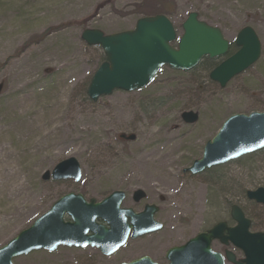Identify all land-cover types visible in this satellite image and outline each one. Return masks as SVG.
<instances>
[{
	"label": "rangeland",
	"instance_id": "374dc122",
	"mask_svg": "<svg viewBox=\"0 0 264 264\" xmlns=\"http://www.w3.org/2000/svg\"><path fill=\"white\" fill-rule=\"evenodd\" d=\"M158 3L168 6L164 14L178 37L193 11L231 44L244 26H252L262 44L260 59L224 88L209 78L211 69L203 63L189 71L164 66L140 90H117L91 101L87 88L104 61L103 50L88 45L83 30L133 29L141 10L160 8ZM185 111L198 112L199 120L185 123ZM252 111H264V0H0V129L9 128L0 134V247L57 201V181L42 176L70 157L79 161L82 189L91 196L117 188L118 175L129 169L145 179L152 197H170L174 190L150 177L177 185L182 204L166 217L186 238L218 221L234 225V203L251 219L252 231H264V205L243 194L264 187V152L176 182L230 115ZM63 121H70L67 136L57 127ZM122 133L136 139L122 140ZM224 248L243 257L231 245ZM70 254L76 252L62 256ZM14 264H57V250L34 251Z\"/></svg>",
	"mask_w": 264,
	"mask_h": 264
},
{
	"label": "water",
	"instance_id": "95a60500",
	"mask_svg": "<svg viewBox=\"0 0 264 264\" xmlns=\"http://www.w3.org/2000/svg\"><path fill=\"white\" fill-rule=\"evenodd\" d=\"M183 34L178 38L174 24L168 16L157 14L137 20L131 30L105 34L99 29H85L82 39L89 45H99L106 60L97 68L87 88L92 101L111 95L116 90L125 92L144 88L165 65L176 70H191L205 57L224 56L229 52L230 42L220 28L199 19L197 12H190L182 24ZM177 47L172 45L177 41ZM237 51L218 64L209 74L211 80L225 87L235 76L255 64L261 56V41L251 26L243 27L234 41ZM182 119L189 124L198 121L199 113L185 111ZM120 137L133 141L135 134H121ZM264 148V111L249 114L230 115L218 132L204 146L202 157L193 161L184 171L199 173L206 168L220 165ZM82 170L79 161L70 157L59 162L52 171H46L43 179L73 178L79 180ZM117 194V193H116ZM139 197L143 193L138 192ZM249 199L264 204V187L247 192ZM106 201L87 204L79 194H68L39 216L28 228L22 230L0 247V264H14L15 257L35 250L50 252L59 245L101 247L105 252L115 250L124 241L117 237L110 250H106L107 235L102 226L95 222L102 217ZM72 221H64L65 213ZM153 212L142 214L141 229L144 234L154 231L160 224H154ZM231 216L237 222L229 227L227 222H219L206 232H202L183 247L174 248L169 258L183 264H224L220 253L211 250L212 240L218 238L224 244L231 241L241 248L245 258L236 261L227 253V258L236 264H264V231L250 232L251 221L237 206L232 207ZM90 231L92 233L90 234ZM126 264H154L144 257Z\"/></svg>",
	"mask_w": 264,
	"mask_h": 264
},
{
	"label": "flooded vegetation",
	"instance_id": "af4514ba",
	"mask_svg": "<svg viewBox=\"0 0 264 264\" xmlns=\"http://www.w3.org/2000/svg\"><path fill=\"white\" fill-rule=\"evenodd\" d=\"M137 163L127 164L124 162V165L129 167L141 166L139 162ZM118 166H120V164H118ZM187 167L181 170V174L177 177V183L180 182L179 177L181 176L190 175L191 177H202L207 170L217 166L204 169L199 173L184 171ZM126 172V174L118 175L121 184L117 188L99 197L91 196L82 189V176L79 180L73 178H58L54 180L57 181V201L68 194L81 195L87 204H91L92 201L94 204L106 201L102 217H97L95 220L96 224L102 226L106 232V250H110L112 243L115 242L114 239L117 237L125 238L121 245L111 252H105L101 247L92 245H87L85 247L59 245L57 247V264H126L141 260L144 257L149 258L154 264H183L182 261L173 263L168 256L170 250L183 247L190 239L213 226L200 230L193 236L186 238V233L182 231V228L169 223L166 217L167 214L172 212V209L177 210L182 204L177 196L179 187L177 185H170L169 182L171 181L161 179V176L150 177L153 178V181L159 183L160 188H173L174 190V195L170 197L160 194L152 197L148 190L149 188L143 184L145 179L142 180L139 175L135 174L137 173L136 169H129L126 170ZM248 190L243 191L247 199H249L247 195ZM138 192L143 193V196L139 197ZM234 205H237L243 211L245 217L250 219L238 203L231 205L230 215ZM151 211L153 212L152 217L155 222L154 224H160V227L144 234L138 233L141 229L142 214L146 213L149 216ZM64 221L66 223L72 221L67 212L65 213ZM236 223L237 222L229 226L233 227ZM91 233L92 231H90V234ZM215 245H218V247H215ZM230 245L242 252L241 249L232 243L227 245L218 239L211 242L213 251L223 256L224 264H236L227 258L228 252H231L235 256L236 261L241 259V257L237 258L232 251L226 248L222 249V246L229 247ZM68 250L75 251L76 255L71 256L70 254L69 258H63V251ZM210 264L216 263L214 261Z\"/></svg>",
	"mask_w": 264,
	"mask_h": 264
},
{
	"label": "trees",
	"instance_id": "16d2710c",
	"mask_svg": "<svg viewBox=\"0 0 264 264\" xmlns=\"http://www.w3.org/2000/svg\"><path fill=\"white\" fill-rule=\"evenodd\" d=\"M160 4V8H157V6H151L150 8H147V9H142L141 10V13L145 16V15H154V14H159V13H168L170 10H168V6L167 5H164L162 3H158ZM235 51V48H231V50L229 51L228 55L232 54L233 52ZM103 59H104V56H102ZM203 64L202 65H206L209 69H211L212 67H214L215 65L218 64V62H216V60H204L202 62ZM259 152H264V149L259 151ZM258 153V152H257ZM257 153H254V154H257ZM253 155V154H252Z\"/></svg>",
	"mask_w": 264,
	"mask_h": 264
},
{
	"label": "bare ground",
	"instance_id": "6f19581e",
	"mask_svg": "<svg viewBox=\"0 0 264 264\" xmlns=\"http://www.w3.org/2000/svg\"><path fill=\"white\" fill-rule=\"evenodd\" d=\"M70 121H63L60 124H58V128L63 131L64 135L67 136L71 133V128L69 127ZM9 128L6 130L0 129V134H6L8 132Z\"/></svg>",
	"mask_w": 264,
	"mask_h": 264
}]
</instances>
